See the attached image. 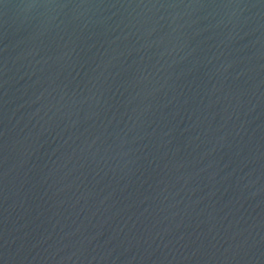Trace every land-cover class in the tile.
Returning <instances> with one entry per match:
<instances>
[{
    "label": "water",
    "instance_id": "1",
    "mask_svg": "<svg viewBox=\"0 0 264 264\" xmlns=\"http://www.w3.org/2000/svg\"><path fill=\"white\" fill-rule=\"evenodd\" d=\"M0 264H264V0H0Z\"/></svg>",
    "mask_w": 264,
    "mask_h": 264
}]
</instances>
